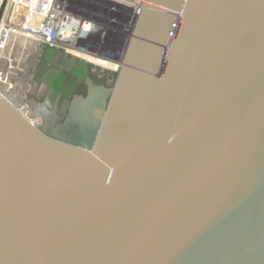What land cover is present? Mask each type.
I'll return each mask as SVG.
<instances>
[{
  "label": "water",
  "instance_id": "obj_1",
  "mask_svg": "<svg viewBox=\"0 0 264 264\" xmlns=\"http://www.w3.org/2000/svg\"><path fill=\"white\" fill-rule=\"evenodd\" d=\"M37 57L68 110L0 96V264H264V0H145L111 84Z\"/></svg>",
  "mask_w": 264,
  "mask_h": 264
},
{
  "label": "built area",
  "instance_id": "obj_2",
  "mask_svg": "<svg viewBox=\"0 0 264 264\" xmlns=\"http://www.w3.org/2000/svg\"><path fill=\"white\" fill-rule=\"evenodd\" d=\"M144 3L145 0H0V96L39 126L38 119L26 115L33 104L27 101L28 105L22 97L27 87L23 81L15 95V76L46 47L117 73ZM19 60L23 62L21 66L17 65Z\"/></svg>",
  "mask_w": 264,
  "mask_h": 264
},
{
  "label": "flooded vegetation",
  "instance_id": "obj_3",
  "mask_svg": "<svg viewBox=\"0 0 264 264\" xmlns=\"http://www.w3.org/2000/svg\"><path fill=\"white\" fill-rule=\"evenodd\" d=\"M39 65V59L37 56H34L31 58L26 75L29 84L32 86L33 91L35 92V95L37 97V102L39 103V112H41V115L49 116L50 114H46L45 110H49L50 112L56 114L58 117H61L62 113H65L68 110V107L66 106L65 100L62 97L61 93L54 91L50 87L44 86L38 78L35 76V69ZM90 75L99 83H106L102 80H100L97 71H93L90 69ZM83 85V84H82ZM84 88L78 87L77 91L80 93L83 91ZM46 108V109H45Z\"/></svg>",
  "mask_w": 264,
  "mask_h": 264
},
{
  "label": "rangeland",
  "instance_id": "obj_4",
  "mask_svg": "<svg viewBox=\"0 0 264 264\" xmlns=\"http://www.w3.org/2000/svg\"><path fill=\"white\" fill-rule=\"evenodd\" d=\"M17 65L18 66H20L21 65V60H19L18 62H17ZM95 70L100 74V76H99V74H98V76H99V78H100V80H102V81H104V82H106V83H114V81H115V79H116V77H117V74L118 73H116V72H113V71H111V70H106V69H102V68H99V67H96L95 68ZM17 73L15 72L14 73V75H16ZM16 78L18 77V81H17V83H14L15 84V88H14V90L15 91H19L20 92V89H21V83H20V80H19V77L23 80V82H24V85H26L25 87H26V89H25V91H23L22 92V97H24V101L28 104V105H30V103H28L27 101H30L32 104H33V108H32V110H34V111H37L36 113L35 112H33V116L36 118V119H38V123L41 125L42 124V122H43V115H41L40 113L41 112H39V103L37 102L38 100H37V97H36V95H35V92L33 91V89H32V86L29 84V82H28V79H27V75L25 76L24 74H23V72L21 73V72H19L16 76H15ZM11 80V79H10ZM12 81H14V80H12ZM10 82V81H9ZM13 84V85H14ZM4 91H6V90H4ZM7 92V91H6Z\"/></svg>",
  "mask_w": 264,
  "mask_h": 264
},
{
  "label": "bare ground",
  "instance_id": "obj_5",
  "mask_svg": "<svg viewBox=\"0 0 264 264\" xmlns=\"http://www.w3.org/2000/svg\"><path fill=\"white\" fill-rule=\"evenodd\" d=\"M22 58H23V56H22ZM86 58H88L89 60H92V61H94V62H97V63H100V64H106V62L105 61H103V60H101V59H98V58H94V57H89V56H86ZM23 64V62H21V65ZM20 65V66H21ZM107 65H109V63H107ZM109 66H112V65H109ZM27 67L28 66H26V68H24V70L22 71L23 72V74H25V71H27ZM18 71H19V69H18ZM21 72V73H22ZM19 80H20V83H22V79L19 77ZM21 88H22V86H21ZM3 92H5V93H7L6 91H3ZM19 93V91L17 92L16 91V96H17V94ZM6 95V94H5ZM16 107H18L19 108V106L18 105H16ZM21 109V108H20ZM29 110L28 111H26V115L28 116V117H30V116H32V114H33V112H37V111H34V110H32V109H30V107L28 108ZM23 112H24V110H23ZM25 113V112H24ZM37 114V113H36ZM31 118V117H30Z\"/></svg>",
  "mask_w": 264,
  "mask_h": 264
},
{
  "label": "crops",
  "instance_id": "obj_6",
  "mask_svg": "<svg viewBox=\"0 0 264 264\" xmlns=\"http://www.w3.org/2000/svg\"><path fill=\"white\" fill-rule=\"evenodd\" d=\"M89 67H90V69L93 70V71H94L95 68H96V66H95L94 64H90V63H89ZM95 71H96V70H95Z\"/></svg>",
  "mask_w": 264,
  "mask_h": 264
}]
</instances>
